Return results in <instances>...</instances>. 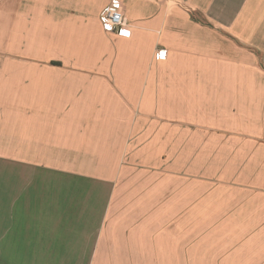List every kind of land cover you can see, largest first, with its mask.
<instances>
[{
    "label": "crops",
    "instance_id": "crops-1",
    "mask_svg": "<svg viewBox=\"0 0 264 264\" xmlns=\"http://www.w3.org/2000/svg\"><path fill=\"white\" fill-rule=\"evenodd\" d=\"M0 0V264H264V0Z\"/></svg>",
    "mask_w": 264,
    "mask_h": 264
},
{
    "label": "built area",
    "instance_id": "built-area-1",
    "mask_svg": "<svg viewBox=\"0 0 264 264\" xmlns=\"http://www.w3.org/2000/svg\"><path fill=\"white\" fill-rule=\"evenodd\" d=\"M100 16L104 28L110 32H116L128 24L125 8L119 0H114L103 9Z\"/></svg>",
    "mask_w": 264,
    "mask_h": 264
}]
</instances>
